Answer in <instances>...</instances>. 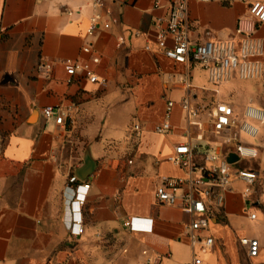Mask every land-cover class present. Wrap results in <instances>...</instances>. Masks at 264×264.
<instances>
[{"label":"crops","instance_id":"1","mask_svg":"<svg viewBox=\"0 0 264 264\" xmlns=\"http://www.w3.org/2000/svg\"><path fill=\"white\" fill-rule=\"evenodd\" d=\"M170 1L107 0L110 15L102 19L109 27L88 37L91 0H0V264H189L194 256L204 264H264V122L251 121L261 124H254V144L240 134L254 156L232 169H253L257 180L247 197L245 183L232 171L205 232L214 238L211 249L189 244L195 215L180 207L179 197L174 205L154 198L162 177L187 176L168 159L178 144L188 143L205 168L234 152L239 141L226 142L231 129L214 134L208 115L216 104H228L223 91L231 94L234 78L255 80L252 93L243 92V106L228 104L234 113L241 118L247 106L264 112L256 100L264 73H233L214 84L200 64L177 63L159 50L154 23L166 16ZM252 1L264 2L188 0L190 39L228 40L239 27L253 31L264 68V22L249 18ZM87 41L89 53L82 49ZM63 59L87 64L103 82L80 70L69 77ZM41 60L51 63L47 72L37 69ZM184 96L202 108L201 129L186 124L179 103ZM46 106L59 109L61 124L43 116ZM164 120L170 130L156 132ZM85 155L95 167L81 180L75 171ZM86 183L82 232L72 235L69 201L75 186ZM132 216L151 219L150 229L130 230L125 221ZM242 236L258 239L257 257L246 255Z\"/></svg>","mask_w":264,"mask_h":264},{"label":"built area","instance_id":"2","mask_svg":"<svg viewBox=\"0 0 264 264\" xmlns=\"http://www.w3.org/2000/svg\"><path fill=\"white\" fill-rule=\"evenodd\" d=\"M107 0H91L94 7V13L89 19L86 29V36H92L100 28L109 27V20H103V13L110 15V10L105 6ZM227 1V0H213ZM188 0H172L168 4L166 16L160 21L155 22L154 41L159 50L167 57L177 63H198L207 72L209 80L214 84H220L227 80L231 74L235 73L240 78H256L264 73V68L259 57L263 55L261 41L254 36L253 31H244L240 27L235 30L236 38L228 40H205L203 42H193L189 37L190 25L187 18ZM102 9V10H101ZM249 18L256 23L264 22V2L252 1L247 5ZM67 14H73L72 10H67ZM83 51H91V42L87 41ZM93 62H97V57H92ZM61 63L65 72L72 77L77 71H83L86 77L92 81H100L90 70L87 64H79L71 59H63ZM51 67L49 61L41 60L37 69L47 72ZM187 88H190V82L184 81ZM183 117L187 125L202 128L201 112L202 108L191 101L189 96H184L179 101ZM171 102H168L167 114L169 113ZM53 106L43 108V116L48 118L55 116V122L61 124L63 116ZM212 124V132L215 134L231 129V137L226 140L227 143L233 139L239 141L240 134L255 136L258 132L257 127L251 123L253 120L264 122V112L259 108L247 106L244 114L239 118L234 114L233 109L223 103L215 105L209 112ZM137 129L138 125H134ZM170 130V123L164 120L155 125V131L166 133ZM238 159L254 156V150L251 145L237 142L233 150ZM173 163L185 168L187 176L174 179L162 177L161 182L154 188L153 195L160 204H176L180 198V207L195 217L189 225L187 237L191 246L198 245L201 250L211 249L214 245V238L205 233L208 229L212 212L222 206L224 200V191L229 189L231 173L245 183L243 195L249 196L252 187L257 180V173L253 169L233 170L231 164L225 159L217 166L205 168L196 163L193 157V151L188 143H180L174 148V153L168 157ZM197 172V175L192 174ZM76 181L72 176L69 182ZM89 184H78L75 186L73 198L69 201L70 211L68 228L72 235H78L82 232V212L81 206L85 200ZM183 189L180 195L177 191ZM251 219L255 218V213L249 215ZM125 225L130 230H149L151 219L132 216L125 221ZM241 246L245 247L246 255L249 258L257 257L259 253V241L257 238L242 236L238 239ZM189 264H204L199 256H194Z\"/></svg>","mask_w":264,"mask_h":264},{"label":"rangeland","instance_id":"3","mask_svg":"<svg viewBox=\"0 0 264 264\" xmlns=\"http://www.w3.org/2000/svg\"><path fill=\"white\" fill-rule=\"evenodd\" d=\"M255 83V80H240L239 78H234L232 83H231V86L233 88H235L234 90H231V94H229L228 96H225V93L226 92H229V90H224L223 91V97L226 98V100H228V104L230 106H234L235 108H240L242 102H245V97L246 94L245 93H252L253 91V85ZM245 91V93H243ZM256 100L257 102L259 103V105L262 106V108L264 109V83L262 85V88L259 90L257 96H256ZM220 103H223V104H226L227 102L225 101H222ZM226 104V105H228ZM243 106V104H242ZM235 114V113H234ZM254 124L256 125H261L259 124L258 122H254ZM242 139L244 141H248V142H251V143H255L256 141V138L255 137H246V136H243ZM242 162H247V163H251L252 162V158L251 157H248V158H241L240 161L238 163H242ZM238 163H234V164H231V166L233 168H235L236 164Z\"/></svg>","mask_w":264,"mask_h":264},{"label":"water","instance_id":"4","mask_svg":"<svg viewBox=\"0 0 264 264\" xmlns=\"http://www.w3.org/2000/svg\"><path fill=\"white\" fill-rule=\"evenodd\" d=\"M237 159L238 156L235 152H229L225 157V160L228 163H234L235 161H237ZM94 167H95V162L92 161L89 156L85 155L83 158V164L76 169L75 175L79 179L83 180L91 174Z\"/></svg>","mask_w":264,"mask_h":264}]
</instances>
